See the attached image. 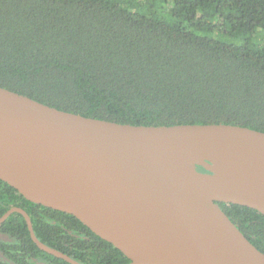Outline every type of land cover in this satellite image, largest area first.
Returning a JSON list of instances; mask_svg holds the SVG:
<instances>
[{
  "label": "trees",
  "instance_id": "obj_1",
  "mask_svg": "<svg viewBox=\"0 0 264 264\" xmlns=\"http://www.w3.org/2000/svg\"><path fill=\"white\" fill-rule=\"evenodd\" d=\"M0 87L118 124L264 133V0H0ZM217 205L264 254V216ZM14 206L40 242L75 261L130 262L74 216L0 180V218ZM3 227L17 237L7 264H68L32 242L21 215Z\"/></svg>",
  "mask_w": 264,
  "mask_h": 264
},
{
  "label": "water",
  "instance_id": "obj_2",
  "mask_svg": "<svg viewBox=\"0 0 264 264\" xmlns=\"http://www.w3.org/2000/svg\"><path fill=\"white\" fill-rule=\"evenodd\" d=\"M202 167L204 173L197 170ZM0 180L74 216L128 264H264L217 203L264 216V133L227 124L132 126L0 87ZM43 252L82 264L40 242Z\"/></svg>",
  "mask_w": 264,
  "mask_h": 264
},
{
  "label": "flooded vegetation",
  "instance_id": "obj_3",
  "mask_svg": "<svg viewBox=\"0 0 264 264\" xmlns=\"http://www.w3.org/2000/svg\"><path fill=\"white\" fill-rule=\"evenodd\" d=\"M11 209H21L19 206H14V207H11L9 210H11ZM8 210V211H9ZM7 211V212H8ZM24 211V210H23ZM26 213V212H25ZM12 214H19V213H17V212H14V213H12ZM11 214V215H12ZM10 215V216H11ZM20 215V214H19ZM9 216V217H10ZM22 216V215H21ZM2 217V216H1ZM23 217V216H22ZM30 218V217H29ZM8 219V218H7ZM31 220V219H30ZM6 221V220H5ZM4 221V222H5ZM24 221H25V219H24ZM4 222H2L1 224H0V264H7V259L5 258L6 257V255L7 254H5V250H7V251H11V245H10V241L11 240H17V237H15V236H13L11 233H9V229L8 228H6V227H3V224H4ZM25 223H26V221H25ZM31 223H32V221H31ZM26 226H27V224H26ZM33 226V225H32ZM27 229H28V227H27ZM29 235H30V233H29ZM37 238V237H36ZM33 242V241H32ZM32 260V262L34 263V264H37V263H35V261H34V259H31ZM39 262H40V264H45L44 263V260H42V259H39L38 260Z\"/></svg>",
  "mask_w": 264,
  "mask_h": 264
}]
</instances>
